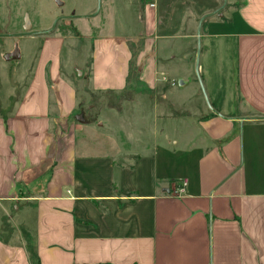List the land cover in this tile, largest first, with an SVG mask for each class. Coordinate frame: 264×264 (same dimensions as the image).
I'll return each mask as SVG.
<instances>
[{"label": "crops", "instance_id": "crops-1", "mask_svg": "<svg viewBox=\"0 0 264 264\" xmlns=\"http://www.w3.org/2000/svg\"><path fill=\"white\" fill-rule=\"evenodd\" d=\"M115 10L0 47V264H264V0Z\"/></svg>", "mask_w": 264, "mask_h": 264}, {"label": "rangeland", "instance_id": "rangeland-1", "mask_svg": "<svg viewBox=\"0 0 264 264\" xmlns=\"http://www.w3.org/2000/svg\"><path fill=\"white\" fill-rule=\"evenodd\" d=\"M61 1H63L62 5L58 4L56 0H0V47L4 48L5 51L13 50L16 45L24 49L27 43L25 44L24 39L22 37L17 38L16 35L32 32L34 29L52 31L66 35L70 40H73L74 44H77V55L89 65L92 37L115 29H124L122 20L127 19L128 22L131 20L130 13L121 10H119V18H117L115 9L120 0ZM27 16L32 23L30 30L25 29ZM132 46L137 53L141 41H132ZM199 56L200 54L198 61ZM81 72L80 69L78 73ZM137 75L138 69L133 64L129 79L130 86L134 84ZM84 90L92 96L93 100L102 97L92 94L88 83H86ZM129 95L130 91L111 97L121 101L129 98ZM81 104L88 109L89 101H81Z\"/></svg>", "mask_w": 264, "mask_h": 264}, {"label": "water", "instance_id": "water-1", "mask_svg": "<svg viewBox=\"0 0 264 264\" xmlns=\"http://www.w3.org/2000/svg\"><path fill=\"white\" fill-rule=\"evenodd\" d=\"M58 2V4H63V1L61 0H56ZM32 27V23L30 18L27 16L25 19V29L26 30H30ZM7 59H15V58H19L20 57V52H19V48L16 47L12 52H10L9 54H7Z\"/></svg>", "mask_w": 264, "mask_h": 264}, {"label": "built area", "instance_id": "built-area-1", "mask_svg": "<svg viewBox=\"0 0 264 264\" xmlns=\"http://www.w3.org/2000/svg\"><path fill=\"white\" fill-rule=\"evenodd\" d=\"M148 5H150L151 7H156L157 6V0H144ZM185 188H186V181H182L180 183V185H178L176 188H175V193L177 195L179 194H182L184 193L185 191Z\"/></svg>", "mask_w": 264, "mask_h": 264}]
</instances>
